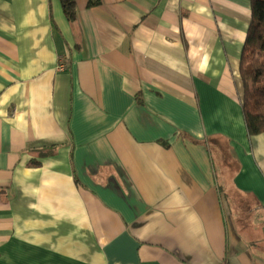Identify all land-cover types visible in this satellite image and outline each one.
<instances>
[{
	"label": "crops",
	"instance_id": "obj_1",
	"mask_svg": "<svg viewBox=\"0 0 264 264\" xmlns=\"http://www.w3.org/2000/svg\"><path fill=\"white\" fill-rule=\"evenodd\" d=\"M76 5L0 0V264H264L252 0Z\"/></svg>",
	"mask_w": 264,
	"mask_h": 264
},
{
	"label": "trees",
	"instance_id": "obj_2",
	"mask_svg": "<svg viewBox=\"0 0 264 264\" xmlns=\"http://www.w3.org/2000/svg\"><path fill=\"white\" fill-rule=\"evenodd\" d=\"M69 22L78 17L76 0H59ZM92 4V2H91ZM252 19L241 60L242 110L250 136L264 135V0H252Z\"/></svg>",
	"mask_w": 264,
	"mask_h": 264
},
{
	"label": "built area",
	"instance_id": "obj_3",
	"mask_svg": "<svg viewBox=\"0 0 264 264\" xmlns=\"http://www.w3.org/2000/svg\"><path fill=\"white\" fill-rule=\"evenodd\" d=\"M64 69V66L63 65H60V70H63Z\"/></svg>",
	"mask_w": 264,
	"mask_h": 264
}]
</instances>
